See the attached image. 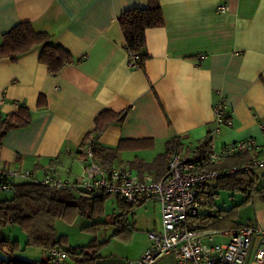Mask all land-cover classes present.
<instances>
[{
    "label": "crops",
    "instance_id": "obj_1",
    "mask_svg": "<svg viewBox=\"0 0 264 264\" xmlns=\"http://www.w3.org/2000/svg\"><path fill=\"white\" fill-rule=\"evenodd\" d=\"M158 1L164 23L146 31L149 59L142 71L128 66L117 17L128 9L146 8L147 0H0V38L15 25L30 22L73 58L56 76L39 63V48L15 62L0 59V98L5 101L1 116L22 106L32 117L29 126L2 139L0 166L29 170L40 179L52 169L62 180H79L86 166L82 139L94 129L96 116L111 110L125 112L123 121L97 140L104 149L120 147L111 167L158 179L168 164L158 161L167 143L178 140L179 151L191 156L213 129L212 108L220 98L232 127L215 135L214 149L249 138L264 146V0ZM228 161L213 164L220 165L213 170L232 167ZM242 177L264 183V169ZM158 213V225L148 233L159 231L160 206ZM237 216L239 227L257 225L264 231V202L257 198L245 203ZM211 230L218 229L199 231ZM232 230H218L222 233L204 242L226 244ZM148 245L147 238L141 255L129 261L98 251L93 264H128ZM261 245L264 234L253 239L245 264H258L253 254ZM46 252L16 255L39 262L47 261ZM9 257L7 246H2L0 262ZM172 261L166 256L155 264Z\"/></svg>",
    "mask_w": 264,
    "mask_h": 264
},
{
    "label": "trees",
    "instance_id": "obj_2",
    "mask_svg": "<svg viewBox=\"0 0 264 264\" xmlns=\"http://www.w3.org/2000/svg\"><path fill=\"white\" fill-rule=\"evenodd\" d=\"M163 23L164 19L158 0H147L146 8L128 9L117 17V24L127 53L138 55L135 69L143 71L145 63L149 59L146 52V31L160 28ZM34 48L40 49L38 61L47 68V72L51 76H56L66 65L73 63V58L68 51L61 46L52 44L51 36L46 32L36 31L30 22L19 23L1 36L0 59L7 58L15 62L18 57ZM44 105L40 98L38 107ZM124 117L125 112L118 114L111 110L101 112L94 119V129L83 137L80 144L81 149L90 144L94 159L106 171L112 168L115 154L120 147L116 150L104 149L98 146L97 140L108 127L121 123ZM31 120V113L22 106L15 113H10L5 117L1 116L0 147L2 139L8 132L29 126ZM206 145L205 140L201 147ZM180 147L178 140L169 141L165 153L160 155L158 161L160 160L162 164L168 162L171 154L179 151ZM80 155H82V151ZM246 159V155L241 158H232L226 165L235 166ZM218 167L220 165L203 164V168L208 170ZM214 179V185L204 183L200 189V196L205 200L203 208H209L210 211L190 217L188 228L191 230L238 228L239 224L236 223L238 210L245 203L255 198L264 202V183L260 184L255 179L242 176H224ZM218 190H228L240 194L243 201L229 209L214 211V198L218 196L216 192ZM1 192H10L11 198L0 200V230L17 226L26 235V246L41 248L44 251L61 249L73 264H93L98 259L96 255L99 244L89 243L82 247H71L68 245L66 236H56L54 223L57 220L73 223L77 217L89 220L98 218L103 213L104 201L108 196L91 197L84 192H77L68 188L56 190L30 182L12 184L10 189ZM117 199L119 201L118 205L123 209L121 215L109 217L108 221L105 222H94L84 228L113 225L115 229L112 237L129 234L130 225L127 224L126 213L132 212L146 201L129 204L119 197ZM4 245L7 246L10 257L7 261L0 262V264L47 263V261L32 262L18 257L16 253L21 250L18 241L5 242L0 238V250Z\"/></svg>",
    "mask_w": 264,
    "mask_h": 264
},
{
    "label": "built area",
    "instance_id": "obj_3",
    "mask_svg": "<svg viewBox=\"0 0 264 264\" xmlns=\"http://www.w3.org/2000/svg\"><path fill=\"white\" fill-rule=\"evenodd\" d=\"M224 9L219 8L220 11ZM137 61V54H129L130 68H135ZM4 102L0 98V108ZM212 111L214 127L206 137L207 145L196 148L191 156L182 151L173 152L165 173L158 179L148 174L133 175L123 168L106 171L94 159L88 144L83 149L86 166L79 180H62L52 169L40 179L29 170L0 166V191L10 189L12 180L22 179L50 189L68 188L84 192L91 197L115 196L129 204L156 200L160 206V229L148 233V247L139 259L128 264H155L166 256H171L176 264H245L253 239L264 234L257 225L233 229L227 232L229 240L226 244L214 245L206 244L204 239H211L222 232H201L188 228L189 218L196 216L205 204L200 196L204 183L224 176H249L255 170L264 169V146L258 145L254 139L227 144L218 151L214 149L213 138L223 127H232V121L223 98L217 101ZM245 155L250 159L221 171L203 168L206 163L216 164ZM46 255V264H72L61 249L47 251ZM253 256L258 264H264V245L258 247Z\"/></svg>",
    "mask_w": 264,
    "mask_h": 264
},
{
    "label": "rangeland",
    "instance_id": "obj_4",
    "mask_svg": "<svg viewBox=\"0 0 264 264\" xmlns=\"http://www.w3.org/2000/svg\"><path fill=\"white\" fill-rule=\"evenodd\" d=\"M214 180L215 179H211L206 183L214 185ZM216 192L218 196L214 198V211L229 209L243 201V197L240 194H236L232 191L218 190ZM10 198V192L0 191V200ZM118 202L117 197L108 196L104 201L103 213L98 218L92 220L83 217H77L73 223L57 220L54 223L56 236H66L71 247H82L89 243L99 244V248L97 249L102 255H110L112 258H119L123 261H129L130 259L140 256L144 249L143 246L147 244L148 232L155 229L154 223L158 225L159 205L157 202L151 200L149 204L138 206L132 212L126 213L127 223L131 225V233L125 236L112 237L115 229L113 225L84 228L90 226L94 222H105L108 221L109 217L121 215L123 209L118 205ZM207 211H210V209L202 207L199 210V214L206 213ZM156 229L159 230V226ZM0 238L5 242L18 241L19 248H21V250L17 252L19 255L30 257L38 252L42 253L41 248L25 245L26 235L17 226L2 228L0 230ZM173 262L175 261H172V264H176ZM165 264L170 263L166 262Z\"/></svg>",
    "mask_w": 264,
    "mask_h": 264
}]
</instances>
